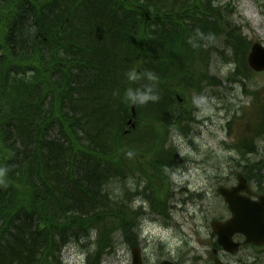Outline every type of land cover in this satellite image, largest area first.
<instances>
[{
  "label": "trees",
  "instance_id": "1",
  "mask_svg": "<svg viewBox=\"0 0 264 264\" xmlns=\"http://www.w3.org/2000/svg\"><path fill=\"white\" fill-rule=\"evenodd\" d=\"M233 11L222 0H0V264H65L64 249L93 233L87 260L102 264L116 233L138 245L136 195L169 216L170 134L187 135L212 56L235 65L234 81L253 75ZM243 86L255 101L264 92ZM98 113L110 117L101 135ZM253 129L234 148L262 184L264 160L250 155L264 142V102ZM138 172L147 182L113 196Z\"/></svg>",
  "mask_w": 264,
  "mask_h": 264
},
{
  "label": "rangeland",
  "instance_id": "2",
  "mask_svg": "<svg viewBox=\"0 0 264 264\" xmlns=\"http://www.w3.org/2000/svg\"><path fill=\"white\" fill-rule=\"evenodd\" d=\"M222 1L230 3L234 11L229 18L243 25L242 34L251 45L255 42L264 44V2ZM216 55L215 51L207 67L208 81L216 86L207 87L200 98L195 94L190 97L195 108L194 122L189 125L187 135L174 132L173 143L170 142L176 146V166L171 172L169 189L163 186L160 193L168 196L166 207L171 216L158 215L152 211L149 202H145L143 217L137 220L138 244L145 264H159L163 260L177 264H214L211 252L216 238L212 236L211 222L230 216L217 187L234 184L237 174L246 166L234 145L241 136L254 133L253 126L264 102V92L255 101L251 94L245 93L243 86L245 83L250 90L263 88L264 72L254 73L250 80L238 77L234 81L229 74L235 65L224 63ZM147 107L151 108L150 103ZM260 146L259 152L250 155L252 162L264 160V147ZM143 150H138L139 156L135 153L138 165L149 158L150 154L142 156ZM261 175L264 176V168ZM140 179L145 181L141 177L129 178L125 183L111 185L110 191L116 197L123 195L125 187L133 192ZM250 184L258 189L256 180ZM262 189L264 191V184ZM138 203L142 201L133 199L128 205L133 210ZM94 237L95 233L92 234ZM92 238L69 244L63 251L64 263L89 264L88 253L94 248L89 244ZM112 242L113 252L105 255L102 264H132L133 247L120 233L112 236ZM222 256L230 264H264V248L246 247L235 255L222 253Z\"/></svg>",
  "mask_w": 264,
  "mask_h": 264
},
{
  "label": "water",
  "instance_id": "3",
  "mask_svg": "<svg viewBox=\"0 0 264 264\" xmlns=\"http://www.w3.org/2000/svg\"><path fill=\"white\" fill-rule=\"evenodd\" d=\"M248 64L256 71H264V47L260 43H255L252 46L248 56ZM132 109L134 113L135 108ZM246 190V181L242 176H239V184L236 187L220 189L233 217L226 223L214 221L212 224L218 235L219 244L232 254L236 253L242 244H264V197H260V202H253L249 198L240 195L241 191ZM236 233L245 236L243 243L233 241V236ZM132 256L133 264H143L141 252L138 248L133 249ZM215 263L224 264L219 259H216ZM162 264L170 263L164 262Z\"/></svg>",
  "mask_w": 264,
  "mask_h": 264
},
{
  "label": "bare ground",
  "instance_id": "4",
  "mask_svg": "<svg viewBox=\"0 0 264 264\" xmlns=\"http://www.w3.org/2000/svg\"><path fill=\"white\" fill-rule=\"evenodd\" d=\"M97 14H99L98 11H97ZM98 17H99V16H98ZM136 61H137V62H135V64L137 65L139 59L137 58ZM136 65H135V66H136ZM204 86H205V90H206L207 87H215L216 85L213 84V83H211V82H209L208 80H205V81H204ZM79 98H80V100H79V102H77V106H78L79 108H85V106H86V102H87V99H86V98L84 99L83 97H79ZM87 113H88V112H87ZM94 115H95V114H94ZM94 115H93L94 120H95V119H102V120H101V123H100V124H97V128H99V126H100L99 130H100V135H101V134L103 133L104 126L108 123V121L110 120V117H109L108 115L103 114V113H98V116H97V117H95ZM139 115H140V113L138 112V110H135L134 113H133V111H132V112H130V115H129V118H128V119H130V120L135 119V120L138 121ZM93 117H92V118H93ZM99 130H98V131H99ZM143 135H145V134L143 133ZM97 136H98V135H97ZM161 136H162V134H161Z\"/></svg>",
  "mask_w": 264,
  "mask_h": 264
},
{
  "label": "flooded vegetation",
  "instance_id": "5",
  "mask_svg": "<svg viewBox=\"0 0 264 264\" xmlns=\"http://www.w3.org/2000/svg\"><path fill=\"white\" fill-rule=\"evenodd\" d=\"M239 237L237 236V239H238Z\"/></svg>",
  "mask_w": 264,
  "mask_h": 264
}]
</instances>
